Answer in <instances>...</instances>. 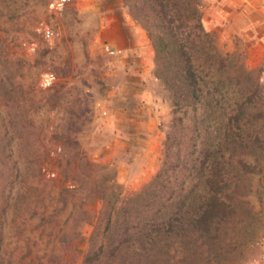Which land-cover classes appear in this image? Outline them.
<instances>
[{
	"label": "rangeland",
	"instance_id": "rangeland-1",
	"mask_svg": "<svg viewBox=\"0 0 264 264\" xmlns=\"http://www.w3.org/2000/svg\"><path fill=\"white\" fill-rule=\"evenodd\" d=\"M53 2L0 1V39L15 54L10 106L0 105V264H81L99 192L120 204L140 192L172 127L154 47L123 1L77 0L60 13ZM261 2L203 0L206 30L222 51L244 49L252 69L264 63ZM248 264H264V242Z\"/></svg>",
	"mask_w": 264,
	"mask_h": 264
},
{
	"label": "trees",
	"instance_id": "trees-1",
	"mask_svg": "<svg viewBox=\"0 0 264 264\" xmlns=\"http://www.w3.org/2000/svg\"><path fill=\"white\" fill-rule=\"evenodd\" d=\"M122 1L152 42L173 122L150 183L121 204L113 191L99 192L81 264H248L264 242V63L250 68L238 44L222 51L204 26L203 0ZM13 56L0 39L6 107Z\"/></svg>",
	"mask_w": 264,
	"mask_h": 264
},
{
	"label": "built area",
	"instance_id": "built-area-1",
	"mask_svg": "<svg viewBox=\"0 0 264 264\" xmlns=\"http://www.w3.org/2000/svg\"><path fill=\"white\" fill-rule=\"evenodd\" d=\"M77 0H54L53 2V9L56 13H60L64 10V8L71 4L76 2Z\"/></svg>",
	"mask_w": 264,
	"mask_h": 264
},
{
	"label": "crops",
	"instance_id": "crops-1",
	"mask_svg": "<svg viewBox=\"0 0 264 264\" xmlns=\"http://www.w3.org/2000/svg\"><path fill=\"white\" fill-rule=\"evenodd\" d=\"M240 1H248L249 2V0H240ZM261 6H264V0H262V2H261Z\"/></svg>",
	"mask_w": 264,
	"mask_h": 264
}]
</instances>
